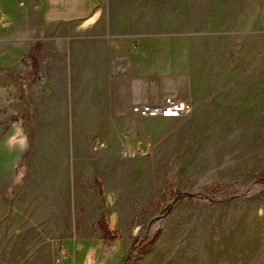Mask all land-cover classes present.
<instances>
[{"label":"rangeland","instance_id":"374dc122","mask_svg":"<svg viewBox=\"0 0 264 264\" xmlns=\"http://www.w3.org/2000/svg\"><path fill=\"white\" fill-rule=\"evenodd\" d=\"M256 1L235 5L230 37L198 31L204 63L219 73L224 67L225 76L176 86L173 95L191 104L188 116L124 113L110 137L76 130L64 133L66 144H53L57 134L47 128L59 101L52 86L40 82L32 55L14 72L5 68L0 46V264H126L133 241L151 226L154 240L134 264H264V186L256 183L264 177V0ZM218 18L213 31H221ZM118 87L124 98L144 92ZM169 87L156 85V95L169 96ZM72 122L78 129L69 112L63 123ZM96 181L118 234L113 243L97 227ZM182 192L248 195L224 205L199 196L163 216Z\"/></svg>","mask_w":264,"mask_h":264},{"label":"crops","instance_id":"0c3cea01","mask_svg":"<svg viewBox=\"0 0 264 264\" xmlns=\"http://www.w3.org/2000/svg\"><path fill=\"white\" fill-rule=\"evenodd\" d=\"M257 3L0 0V46L6 52L2 60L4 67L14 72L34 54L40 82L52 86L53 99L59 101L57 111L51 113L54 124L47 128V132L57 134L53 144H66L64 133L76 130L110 137L121 131L124 113L133 116L132 104L163 100L162 91L158 96L155 93L156 85L175 86L166 92L174 96L176 86L224 77V67L219 73L204 63V41L196 38L198 31L200 35L230 37L235 5ZM216 17L221 18V31H213ZM188 21L194 31H188ZM190 50L194 52L192 57L188 55ZM128 85L143 86V95L136 88L124 98V90L118 86ZM68 111L72 118L77 116L78 129L73 122L63 123Z\"/></svg>","mask_w":264,"mask_h":264},{"label":"trees","instance_id":"16d2710c","mask_svg":"<svg viewBox=\"0 0 264 264\" xmlns=\"http://www.w3.org/2000/svg\"><path fill=\"white\" fill-rule=\"evenodd\" d=\"M32 58L34 59V54H32ZM33 64H34V60H33ZM256 183H260L261 185L264 186V177H262ZM96 184H97V188L99 191V195L103 201V206H102L103 213H102L100 220L97 223V227H98L100 234H101V240L106 242V243H113L118 239V234L111 228L109 221H108V218H107V215L105 213V207L106 206H105L103 189H102V187L98 181H96ZM246 195H248V193H246V192L245 193H238L232 197H228L226 199H220L212 193H208V194H203L201 192L175 193L173 196L172 205H170L166 209H164V211L162 212V215L163 216L167 215L169 213V211L171 210V208L174 207L175 205H177L179 203H184V202L189 201V200H193L199 196H204L206 201L209 204L224 205V204H228V203L237 201L239 199H242ZM155 206L159 209H162V207H163L161 202H157L155 204ZM151 232H152V226L148 227L143 235H141L140 237H138L137 239H135L133 241V244L129 250V254H128V258L126 260V264H134L139 251L141 249L145 248L147 245H149L154 240V238L151 237Z\"/></svg>","mask_w":264,"mask_h":264},{"label":"built area","instance_id":"2783aa9c","mask_svg":"<svg viewBox=\"0 0 264 264\" xmlns=\"http://www.w3.org/2000/svg\"><path fill=\"white\" fill-rule=\"evenodd\" d=\"M192 111L191 104L174 96H167L157 103H139L132 107V114L137 118H162L166 120H180L188 116ZM99 148L105 144L99 143ZM125 157H134L132 151H123Z\"/></svg>","mask_w":264,"mask_h":264}]
</instances>
